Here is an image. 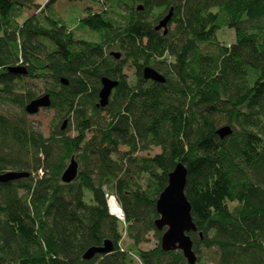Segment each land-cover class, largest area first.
I'll return each instance as SVG.
<instances>
[{
  "label": "trees",
  "instance_id": "16d2710c",
  "mask_svg": "<svg viewBox=\"0 0 264 264\" xmlns=\"http://www.w3.org/2000/svg\"><path fill=\"white\" fill-rule=\"evenodd\" d=\"M58 1L20 24L33 1L0 0V101L22 110L0 114V173L30 174L0 184L1 264H134V256L188 264L182 252L161 250L155 226L157 200L179 162L188 172L197 264L210 252L216 264H264V0H86L101 8L79 20L96 41L73 38L56 16ZM171 9L174 29L164 35L155 26ZM224 29L234 32L230 45L218 39ZM18 65L27 76L8 72ZM147 66L166 82L146 81ZM103 77L119 85L98 108ZM28 79L43 84L42 95L26 88ZM46 94L57 123L49 137L25 112ZM224 126L233 132L221 139ZM152 148L161 152L140 156ZM73 157L78 177L64 184ZM151 233L157 245L143 250ZM107 241L112 253L84 259Z\"/></svg>",
  "mask_w": 264,
  "mask_h": 264
},
{
  "label": "water",
  "instance_id": "95a60500",
  "mask_svg": "<svg viewBox=\"0 0 264 264\" xmlns=\"http://www.w3.org/2000/svg\"><path fill=\"white\" fill-rule=\"evenodd\" d=\"M172 14L173 11L171 9L170 13L155 26V30L162 31L164 35H167L172 20ZM111 56L120 60L122 55L120 52L113 51L111 52ZM8 72L16 76L28 75L27 69L21 65L9 67ZM143 77L146 81H152L154 83L164 84L166 82V78L160 72L149 66L143 69ZM61 83L65 86L69 84L68 80L65 78L61 79ZM118 85V80H112L107 77L101 79V89L98 95L99 102L97 104L98 108H105L108 106L111 96ZM51 105L50 95L46 94L29 102L25 106V112L29 116H34L42 109L50 108ZM67 124L68 121L65 120L61 127L62 131L66 129ZM232 132L229 126H224L218 129L217 135L221 139H225L230 136ZM78 173L79 164L73 157L63 172L61 180L64 184H71L77 179ZM29 176L30 174L28 172H3L0 173V184H7L22 178H28ZM187 176V168L181 162H179L175 166V169L169 174L168 185L160 194L156 203V210L159 218L155 221V226L158 231L162 232L160 246L163 252L180 251L188 264H197V256L193 250V241L190 237L191 233L197 232V227L193 222L191 204L185 195ZM112 252L113 246L107 241L102 247H93L89 249L85 253L84 259L90 260L96 255H107Z\"/></svg>",
  "mask_w": 264,
  "mask_h": 264
},
{
  "label": "rangeland",
  "instance_id": "374dc122",
  "mask_svg": "<svg viewBox=\"0 0 264 264\" xmlns=\"http://www.w3.org/2000/svg\"><path fill=\"white\" fill-rule=\"evenodd\" d=\"M34 5L30 10H25L23 16L19 18V23H23L26 19L37 13V7H44L48 0H32ZM56 16L62 19L68 29L72 32V36L75 40H86V41H96L97 36L93 34L86 28H82L79 24V20L82 17H85L86 9H90L93 12H101V8L97 2H88V1H69V0H60L55 6ZM174 29V25L169 26V30ZM218 39L222 45H230L234 42L235 36L234 32L229 29H224L218 32ZM120 52L119 50H115ZM136 68L128 63L125 66L124 74L126 75L128 81H133L135 78ZM27 83V89H31L37 95H42L44 92L43 84L35 81L34 79H28L25 81ZM0 114L9 118H17L22 115V110L18 106L7 104L3 101H0ZM56 111L53 108L42 109L37 115L29 116L28 120L32 122V125L41 131L45 137H49L52 131H54V126L57 125L55 121ZM68 135L73 136L75 133L71 131ZM91 137V135H89ZM125 151V148H122ZM161 151L159 148H152L148 153L140 154L144 157H153L156 154H159ZM35 177V175H33ZM36 178V177H35ZM24 192H20L23 194ZM90 199V193L87 195V201ZM110 209H113L112 203L109 201ZM114 215L113 213H111ZM127 239L123 241V247L127 245ZM157 245V241L153 233L148 235V242L141 245L143 250H149L154 248ZM205 261L207 264H216L217 256L215 253L210 252L206 254ZM134 264H140L138 260L134 258Z\"/></svg>",
  "mask_w": 264,
  "mask_h": 264
},
{
  "label": "built area",
  "instance_id": "2783aa9c",
  "mask_svg": "<svg viewBox=\"0 0 264 264\" xmlns=\"http://www.w3.org/2000/svg\"><path fill=\"white\" fill-rule=\"evenodd\" d=\"M107 198H108V206H109V201H110V200H114L115 205H116V207H117V210L115 211V214H114L113 216H115V217H116L117 219H119L121 222H124V214H123V212H122L120 206H119L118 203L116 202L115 198H114L113 196H110V197L107 196ZM109 210H110V213H111V209H110V207H109ZM134 258H135L136 260L139 261V259H138L137 257L134 256ZM139 262H140V261H139Z\"/></svg>",
  "mask_w": 264,
  "mask_h": 264
},
{
  "label": "bare ground",
  "instance_id": "6f19581e",
  "mask_svg": "<svg viewBox=\"0 0 264 264\" xmlns=\"http://www.w3.org/2000/svg\"><path fill=\"white\" fill-rule=\"evenodd\" d=\"M110 203H112V205H113V207H112L113 209H111V213L115 214V211L117 210V207L115 205L114 200H110Z\"/></svg>",
  "mask_w": 264,
  "mask_h": 264
},
{
  "label": "flooded vegetation",
  "instance_id": "af4514ba",
  "mask_svg": "<svg viewBox=\"0 0 264 264\" xmlns=\"http://www.w3.org/2000/svg\"><path fill=\"white\" fill-rule=\"evenodd\" d=\"M80 1H86V0H80ZM92 14L94 15V14H95V12H93V11H92Z\"/></svg>",
  "mask_w": 264,
  "mask_h": 264
},
{
  "label": "crops",
  "instance_id": "0c3cea01",
  "mask_svg": "<svg viewBox=\"0 0 264 264\" xmlns=\"http://www.w3.org/2000/svg\"><path fill=\"white\" fill-rule=\"evenodd\" d=\"M127 244H128V241H127Z\"/></svg>",
  "mask_w": 264,
  "mask_h": 264
}]
</instances>
